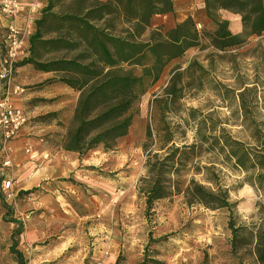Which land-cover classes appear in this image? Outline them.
I'll return each instance as SVG.
<instances>
[{
    "label": "trees",
    "instance_id": "1",
    "mask_svg": "<svg viewBox=\"0 0 264 264\" xmlns=\"http://www.w3.org/2000/svg\"><path fill=\"white\" fill-rule=\"evenodd\" d=\"M203 4L209 27H199L189 16L165 32L163 26L153 28V20L175 14L174 0H48L29 40L30 55L16 66L32 65L41 73H54L57 83L79 93L71 126L62 137L64 151L85 158L97 150H115L130 135L150 88L187 51L212 48L225 53L242 48L251 37L264 35V0H203ZM57 7L59 11L54 12ZM223 11L239 17L242 33L232 32L230 22L220 17ZM59 53H63L60 58L43 60L47 54ZM195 69L204 78L210 74L197 60L173 70L163 96L153 100L164 99L165 113L188 94L205 89V84L193 83ZM218 90L223 103L230 95L237 101L244 128L241 136L216 122L213 113L195 108L180 118L178 132L164 120L158 136L148 132L146 175L139 178L138 191L144 197L147 217L157 203L177 195L189 207L227 211L230 254L241 261L250 257L252 264H264V204L257 203L244 220L238 202L232 200L217 173L219 164L233 168L245 175V183L264 193V115L256 114L264 109L259 92L264 95V86L256 81L235 90L219 84ZM185 127L194 131L191 143ZM31 193L21 191L19 197ZM13 249L15 245L11 251L17 254V264H27Z\"/></svg>",
    "mask_w": 264,
    "mask_h": 264
},
{
    "label": "rangeland",
    "instance_id": "2",
    "mask_svg": "<svg viewBox=\"0 0 264 264\" xmlns=\"http://www.w3.org/2000/svg\"><path fill=\"white\" fill-rule=\"evenodd\" d=\"M197 1L175 0L178 14L157 16L155 28L165 25L164 31L167 32L186 15L200 17L196 11ZM31 4L36 5V11L30 12L33 23L28 33V52L18 63L30 55L29 40L36 31V21L42 17L48 0H33ZM58 8L54 12H58ZM220 17L230 22L232 32L242 33L238 16L223 11ZM5 33L6 29L1 28V48L4 47ZM62 55L47 54L43 60ZM194 60L210 69L206 78L196 72L197 69L191 74L193 83L205 84V89L193 91L179 103L172 104L165 113L166 104L160 98L171 73L176 67L186 68ZM57 78L56 74L41 73L32 65L17 67L14 82L23 86L25 92L15 104L24 110L29 120L15 140L23 139V151L28 155L37 150L55 153L62 143L63 132L66 133L71 126L79 93L57 83ZM256 81L264 86V35L251 37L242 48L225 53L213 52L212 48L187 51L143 98L130 135L120 140L113 151L97 150L85 157V164L91 169L84 172L90 178L78 186L73 184L72 177L65 180L69 187L77 188L75 192L68 187L59 189L55 200L49 198L52 203L46 207L47 203L46 206L36 203L42 193L40 190L33 189L29 190L31 194L10 197L11 191H5L0 182V239L18 240L21 231L40 222L42 230L38 239L45 240V244L52 248V259L43 264H111L108 263L111 254L110 258L113 254L117 255L113 264L119 256V264H142L144 261L146 264H252L250 257L241 261L230 254L227 211L189 207L183 196L177 195L157 203L147 217L144 197L138 191V180L146 175L143 165L144 146L150 142L148 132L157 135L164 120L178 132L180 118L187 117L190 108L213 113L216 122H223L227 130L240 137L244 128L240 126L238 103L232 95L227 103H223L218 87L222 84L236 90L245 83ZM259 92L264 102V95ZM156 95L161 96L157 103V100L153 101ZM256 114L263 116L264 109L257 110ZM185 129L187 141L193 142V129ZM156 142L159 146L158 137ZM28 147H31L32 153L26 152ZM9 158L7 160L12 161ZM1 166L2 163L0 169ZM13 168L5 166L4 172L13 181L16 190ZM217 168L220 183L230 190L232 200L238 202L239 214L246 220L257 203L264 204V193L245 183V175L240 171L220 164ZM196 178L203 182L202 176ZM17 209L23 212L21 217L16 216ZM10 223L15 224L14 229H11ZM64 246H68L65 252L58 253Z\"/></svg>",
    "mask_w": 264,
    "mask_h": 264
},
{
    "label": "crops",
    "instance_id": "3",
    "mask_svg": "<svg viewBox=\"0 0 264 264\" xmlns=\"http://www.w3.org/2000/svg\"><path fill=\"white\" fill-rule=\"evenodd\" d=\"M32 1L33 0H22V13L16 20H14V23H16L20 28H25L28 30L31 28V25L33 23L30 18ZM174 4L175 14H168L165 16H175L176 14H178L177 4L175 0ZM196 11L199 12L200 17L195 16L193 14L186 15L180 21H178L174 25V27L178 23L183 22L189 16L194 18L199 27H209L210 21L205 16L203 0L197 1ZM154 20L153 28L156 27L154 24ZM9 22L12 21L3 16H0V29H6ZM163 28L164 30H166L165 25L163 26ZM174 63H176V60L169 64L165 72L167 71V69H170L174 65ZM63 133L65 134V132ZM22 140L23 139L14 140L5 145L0 140V163H2L0 169L1 187L4 188V181L10 179L8 175H6V173L4 172L5 166H13V173L15 175L14 185L17 187L16 190H14L13 188V197H17L23 189L24 191H29L33 189H36L38 191L40 190L42 193H40V195L38 196L39 202L36 203H40V205L47 203V206L46 204L45 206L48 207V204L52 203V201L55 200L56 192H59V189H63V187H68L74 190V192L76 191L77 188L74 189V186L69 187L70 185H68V183H66L67 181L65 180L72 177L75 181L73 184L78 186L79 183H84V181L90 178V176L84 171L85 169H91V167L86 166L85 158H81L79 154L66 152L63 150L62 146L59 145L56 148V152L52 154L46 153V151L41 152V150H37L36 153L28 155L23 151L24 145L21 144ZM9 157H11L12 161L10 160V164L5 165L6 161H9L7 160L10 159ZM18 183H21L22 186H20ZM49 198L52 201H50ZM17 205L18 203L15 202L14 206L17 207ZM22 215L23 212H20L17 209L16 216L21 217ZM10 225L11 229H14L13 227H15V224L10 223ZM41 230V223L37 222L34 225H31L30 227L26 228L24 232L21 231L18 240L11 241L7 238L0 239V264H17V254L12 253L11 251V248L14 245L15 249L13 250L15 252L21 253L25 258L27 264H43L49 259H52L51 246L45 244V240L38 239V237L41 236ZM10 235H12V232H10ZM67 248L68 246H64L63 248L61 247L58 253L63 254ZM110 257L108 258V263H115L117 255L113 254V257Z\"/></svg>",
    "mask_w": 264,
    "mask_h": 264
},
{
    "label": "built area",
    "instance_id": "4",
    "mask_svg": "<svg viewBox=\"0 0 264 264\" xmlns=\"http://www.w3.org/2000/svg\"><path fill=\"white\" fill-rule=\"evenodd\" d=\"M22 0H0V16L12 22L6 27L4 47H0V138L5 145L18 138L28 123V116L22 108L16 106L15 101L22 96L25 88L15 84V73L18 62L27 55L29 30L20 28L14 20L22 13ZM36 11V5H31V12ZM32 153L31 147L26 149ZM10 164L6 161L5 165ZM4 190L11 191L13 196V181H4Z\"/></svg>",
    "mask_w": 264,
    "mask_h": 264
}]
</instances>
